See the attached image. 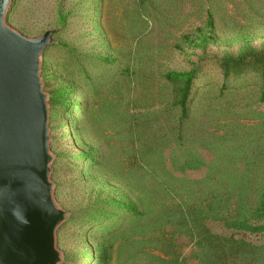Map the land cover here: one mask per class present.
<instances>
[{
    "label": "rangeland",
    "instance_id": "rangeland-1",
    "mask_svg": "<svg viewBox=\"0 0 264 264\" xmlns=\"http://www.w3.org/2000/svg\"><path fill=\"white\" fill-rule=\"evenodd\" d=\"M6 24L55 32L59 264H202L201 227L264 245L230 228L264 177V0H11Z\"/></svg>",
    "mask_w": 264,
    "mask_h": 264
},
{
    "label": "water",
    "instance_id": "water-1",
    "mask_svg": "<svg viewBox=\"0 0 264 264\" xmlns=\"http://www.w3.org/2000/svg\"><path fill=\"white\" fill-rule=\"evenodd\" d=\"M10 3L0 0V264H59L57 230L66 215L53 197L41 79V56L55 32L31 39L11 29ZM13 203L26 209L28 226L13 219Z\"/></svg>",
    "mask_w": 264,
    "mask_h": 264
},
{
    "label": "trees",
    "instance_id": "trees-1",
    "mask_svg": "<svg viewBox=\"0 0 264 264\" xmlns=\"http://www.w3.org/2000/svg\"><path fill=\"white\" fill-rule=\"evenodd\" d=\"M172 77L185 84L184 105L189 96L192 74H173ZM258 178L247 182L252 192L244 195L231 229L264 234V177ZM199 232L201 239L204 236L201 240L203 243H199L205 253L202 264H264V245H257L234 235L212 233L205 227H201Z\"/></svg>",
    "mask_w": 264,
    "mask_h": 264
},
{
    "label": "clouds",
    "instance_id": "clouds-1",
    "mask_svg": "<svg viewBox=\"0 0 264 264\" xmlns=\"http://www.w3.org/2000/svg\"><path fill=\"white\" fill-rule=\"evenodd\" d=\"M47 211L46 209H42ZM13 219H15L19 224L23 226H28L30 224L29 219L27 218L26 209L23 205L19 203H13L12 207L9 209Z\"/></svg>",
    "mask_w": 264,
    "mask_h": 264
}]
</instances>
